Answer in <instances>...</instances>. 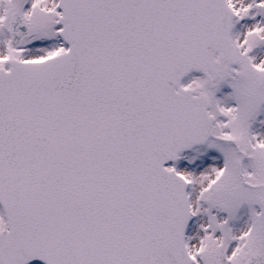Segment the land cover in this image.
Returning <instances> with one entry per match:
<instances>
[{
	"label": "snow or ice",
	"instance_id": "snow-or-ice-1",
	"mask_svg": "<svg viewBox=\"0 0 264 264\" xmlns=\"http://www.w3.org/2000/svg\"><path fill=\"white\" fill-rule=\"evenodd\" d=\"M0 264H264V0H0Z\"/></svg>",
	"mask_w": 264,
	"mask_h": 264
}]
</instances>
